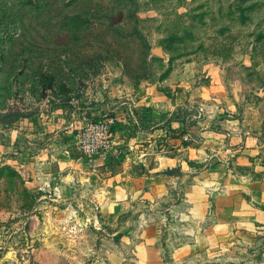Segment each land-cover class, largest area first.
I'll use <instances>...</instances> for the list:
<instances>
[{
	"label": "rangeland",
	"instance_id": "obj_1",
	"mask_svg": "<svg viewBox=\"0 0 264 264\" xmlns=\"http://www.w3.org/2000/svg\"><path fill=\"white\" fill-rule=\"evenodd\" d=\"M108 116L89 163L82 118ZM115 175L145 188L113 220ZM245 177L264 179V0H0V264H264V235L208 245L213 213L185 219L194 184Z\"/></svg>",
	"mask_w": 264,
	"mask_h": 264
},
{
	"label": "crops",
	"instance_id": "obj_2",
	"mask_svg": "<svg viewBox=\"0 0 264 264\" xmlns=\"http://www.w3.org/2000/svg\"><path fill=\"white\" fill-rule=\"evenodd\" d=\"M240 141L242 142L240 137L232 136L229 141L225 142L227 146L224 149L231 152L232 155L236 154L237 157L241 150L245 154L247 152L254 154V150H247V147H243L244 145H241L240 148H232L239 146ZM245 144L247 145V140ZM256 148L258 147H255V150ZM109 179L111 188L104 189L105 193L109 191V195L100 199L102 205L100 206L102 211L108 213L106 215L108 219L116 220L120 211H126L129 203L141 196L145 183L141 190V186L129 177L124 179L120 175H115ZM122 180L123 183H121ZM174 182L176 181H171V184ZM230 184V186H225V192L217 197L215 181H207L202 184L198 182L187 190L189 205L186 207L190 209V214L186 215L185 219L194 228H197L196 222L201 220L198 213H213L214 218L212 223L207 226V232L200 235L209 238L208 245L222 243L230 248L234 243H240L241 240L245 242L248 237L264 235V179L252 180L245 177L240 180L233 179ZM206 189H208V193L214 195L212 203H209L210 197L206 196L205 199L204 191Z\"/></svg>",
	"mask_w": 264,
	"mask_h": 264
},
{
	"label": "built area",
	"instance_id": "obj_3",
	"mask_svg": "<svg viewBox=\"0 0 264 264\" xmlns=\"http://www.w3.org/2000/svg\"><path fill=\"white\" fill-rule=\"evenodd\" d=\"M81 123L79 135L77 136V146L86 156L89 163H93L100 151L110 148L112 128L116 124V118L108 116L103 121L89 122L84 117Z\"/></svg>",
	"mask_w": 264,
	"mask_h": 264
},
{
	"label": "trees",
	"instance_id": "obj_4",
	"mask_svg": "<svg viewBox=\"0 0 264 264\" xmlns=\"http://www.w3.org/2000/svg\"><path fill=\"white\" fill-rule=\"evenodd\" d=\"M179 112H181V111H179Z\"/></svg>",
	"mask_w": 264,
	"mask_h": 264
}]
</instances>
